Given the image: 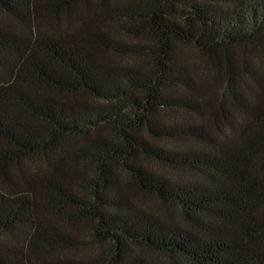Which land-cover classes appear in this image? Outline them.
Returning a JSON list of instances; mask_svg holds the SVG:
<instances>
[{"label":"trees","instance_id":"trees-1","mask_svg":"<svg viewBox=\"0 0 264 264\" xmlns=\"http://www.w3.org/2000/svg\"><path fill=\"white\" fill-rule=\"evenodd\" d=\"M262 43L264 0H0V264H264Z\"/></svg>","mask_w":264,"mask_h":264},{"label":"rangeland","instance_id":"rangeland-1","mask_svg":"<svg viewBox=\"0 0 264 264\" xmlns=\"http://www.w3.org/2000/svg\"><path fill=\"white\" fill-rule=\"evenodd\" d=\"M2 20H4L2 18ZM238 57H239V63L240 65H243L244 61H247L248 63V69H252V71H255L259 76H261L264 79V43L261 45V49H239L237 51ZM186 53L188 57L190 58V61L195 65L197 69L204 75H206V78H215L216 79V85L218 88V91L221 93L226 89L227 87V78L222 70H217L215 67L213 68L211 66V63L208 62V60L201 55H199L193 48L186 47ZM250 86L254 89L256 88L254 85V81H249ZM259 94V100L264 101V89L258 90ZM228 104H232L233 100H231L229 94L226 96ZM256 99V100H258ZM238 120H241L242 118L237 114Z\"/></svg>","mask_w":264,"mask_h":264}]
</instances>
